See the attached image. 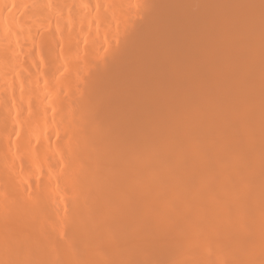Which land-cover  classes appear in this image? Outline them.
I'll use <instances>...</instances> for the list:
<instances>
[{"label":"bare ground","instance_id":"obj_1","mask_svg":"<svg viewBox=\"0 0 264 264\" xmlns=\"http://www.w3.org/2000/svg\"><path fill=\"white\" fill-rule=\"evenodd\" d=\"M0 264H264V0H0Z\"/></svg>","mask_w":264,"mask_h":264}]
</instances>
